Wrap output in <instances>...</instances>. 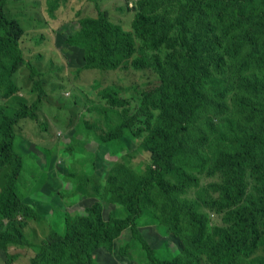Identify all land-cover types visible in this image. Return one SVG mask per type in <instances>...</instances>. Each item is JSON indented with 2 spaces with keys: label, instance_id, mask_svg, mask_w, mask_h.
<instances>
[{
  "label": "trees",
  "instance_id": "1",
  "mask_svg": "<svg viewBox=\"0 0 264 264\" xmlns=\"http://www.w3.org/2000/svg\"><path fill=\"white\" fill-rule=\"evenodd\" d=\"M63 1L47 0L52 16ZM6 3L0 0V95L8 102L0 104V250L33 246L31 264H97L98 251H112L129 229L125 244L140 246L145 264H264V0H136L133 31L97 2L96 16L79 19L65 41L83 50L85 69L130 64L158 74L159 83L142 93L133 114L117 86L99 90L103 128L88 127L107 146L147 132L143 144L152 164L110 169L105 193L123 208L122 217L115 210L105 218L101 202L83 215L59 211L39 245L23 232L27 221L42 216L18 193L24 160L15 127L22 119L38 120L46 91L34 80L38 97L28 105L18 96V71L27 67L31 77L39 71L24 57V29L6 14ZM137 40L155 52L134 56ZM162 47L164 55L156 52ZM136 123L143 126L135 130ZM202 175L218 179L202 184ZM204 210L222 214L225 226L210 231ZM151 225L164 226L178 246L150 247L141 228Z\"/></svg>",
  "mask_w": 264,
  "mask_h": 264
},
{
  "label": "rangeland",
  "instance_id": "2",
  "mask_svg": "<svg viewBox=\"0 0 264 264\" xmlns=\"http://www.w3.org/2000/svg\"><path fill=\"white\" fill-rule=\"evenodd\" d=\"M96 2L100 8L109 11L115 22L133 31L136 0ZM96 2H60L55 16L49 13L47 0H7L6 3V14L19 19L23 26L20 43L24 57L39 71L35 77H31L27 67L18 71V96L30 105L38 97V93L32 91L34 80H41L46 91L36 110L38 120L22 119L15 127L16 147L24 160L18 193L23 194V202L42 216L41 221H27L23 228L25 236L34 245H39L49 234L52 220L59 211L71 216L83 215L87 207L101 202L105 218L115 210L117 216L122 217L123 208L110 203L105 193L110 169L122 163L137 171L152 164L151 152L143 144L147 132H142L140 139L124 137L123 146L99 144L93 135V131L97 133L98 126L103 128L96 107L106 106L98 95L99 90L117 86L119 95L129 101L130 113L133 114L140 105L142 93L159 83L158 74L152 68L135 69L125 64L118 69L104 71L83 67V50L70 47L65 37L78 29L81 17L97 15ZM176 7L177 3H174L172 8ZM153 52L145 51L140 40L136 41L134 56H150ZM156 52L164 55L166 50L162 47ZM0 104L8 106L1 95ZM91 126H95V130L88 128ZM142 126V123H136L134 129ZM217 179L200 177L202 184L216 182ZM248 184L250 188V180ZM83 191L87 193L82 194ZM188 196H194V189ZM205 212L210 217V231L214 226H225L222 214ZM141 231L154 249L166 243L174 250L179 244V240L162 225L142 227ZM130 238V230L126 229L115 240L112 251H98L97 264H145L140 246L133 244L130 248L125 244ZM121 250H128L132 257L120 254ZM34 255L33 246L11 245L8 251L0 250V264H31Z\"/></svg>",
  "mask_w": 264,
  "mask_h": 264
}]
</instances>
